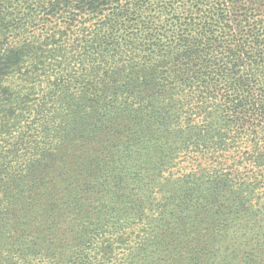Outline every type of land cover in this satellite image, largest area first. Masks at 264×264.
Returning a JSON list of instances; mask_svg holds the SVG:
<instances>
[{"label":"trees","instance_id":"trees-1","mask_svg":"<svg viewBox=\"0 0 264 264\" xmlns=\"http://www.w3.org/2000/svg\"><path fill=\"white\" fill-rule=\"evenodd\" d=\"M0 264H264V0H0Z\"/></svg>","mask_w":264,"mask_h":264},{"label":"rangeland","instance_id":"rangeland-1","mask_svg":"<svg viewBox=\"0 0 264 264\" xmlns=\"http://www.w3.org/2000/svg\"><path fill=\"white\" fill-rule=\"evenodd\" d=\"M191 165L187 158H183L179 160L174 168L170 170V172L174 175H182L189 172Z\"/></svg>","mask_w":264,"mask_h":264}]
</instances>
